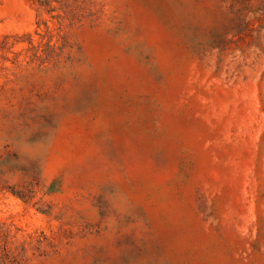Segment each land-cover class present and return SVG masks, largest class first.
<instances>
[{
  "label": "rangeland",
  "instance_id": "obj_1",
  "mask_svg": "<svg viewBox=\"0 0 264 264\" xmlns=\"http://www.w3.org/2000/svg\"><path fill=\"white\" fill-rule=\"evenodd\" d=\"M0 264H264V0H0Z\"/></svg>",
  "mask_w": 264,
  "mask_h": 264
}]
</instances>
